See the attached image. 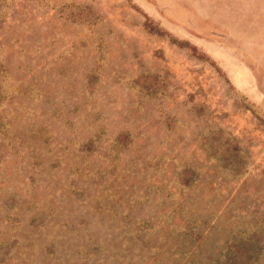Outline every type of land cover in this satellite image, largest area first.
Wrapping results in <instances>:
<instances>
[{
  "label": "rangeland",
  "instance_id": "374dc122",
  "mask_svg": "<svg viewBox=\"0 0 264 264\" xmlns=\"http://www.w3.org/2000/svg\"><path fill=\"white\" fill-rule=\"evenodd\" d=\"M0 69V264H264V0H0Z\"/></svg>",
  "mask_w": 264,
  "mask_h": 264
},
{
  "label": "trees",
  "instance_id": "16d2710c",
  "mask_svg": "<svg viewBox=\"0 0 264 264\" xmlns=\"http://www.w3.org/2000/svg\"><path fill=\"white\" fill-rule=\"evenodd\" d=\"M0 94H1V86H0ZM0 98H1V95H0ZM244 244H245V242H244ZM251 244L253 245L255 243L252 242ZM256 244L257 245H255L254 247H252V246H250V247L246 246V248H248V252H250L251 254H252V252H255V250H256V248L258 246V243H256ZM222 255L225 256L224 264H234L236 262V260H235V258L233 256L232 251H230L229 246L225 247V250L223 251Z\"/></svg>",
  "mask_w": 264,
  "mask_h": 264
}]
</instances>
